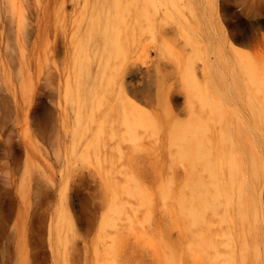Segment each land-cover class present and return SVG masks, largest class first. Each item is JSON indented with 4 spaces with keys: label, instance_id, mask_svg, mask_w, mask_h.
<instances>
[{
    "label": "rangeland",
    "instance_id": "rangeland-1",
    "mask_svg": "<svg viewBox=\"0 0 264 264\" xmlns=\"http://www.w3.org/2000/svg\"><path fill=\"white\" fill-rule=\"evenodd\" d=\"M164 4L0 0V264H264V0Z\"/></svg>",
    "mask_w": 264,
    "mask_h": 264
},
{
    "label": "bare ground",
    "instance_id": "bare-ground-1",
    "mask_svg": "<svg viewBox=\"0 0 264 264\" xmlns=\"http://www.w3.org/2000/svg\"><path fill=\"white\" fill-rule=\"evenodd\" d=\"M117 1H119L121 4H123L126 1L129 2V5L131 7L136 6L137 13L139 14V16L146 15V13H148L149 7L157 11V7L155 6V4L158 3L159 5H162L167 8V6L164 4L166 0H116V2ZM207 1L215 2L216 0H207ZM125 7L128 8V5H126ZM119 33H120V29H115V28L97 29L96 36L103 43L104 47H106L108 55L113 51L117 52V50L119 49V44L116 41ZM201 133L203 134L204 132L202 128L199 127L198 125L191 124L183 128L182 130L183 148L181 149V155L183 157H186L187 159L190 158L194 159L196 157L202 158L204 160V168L207 171H209L211 174L214 172V169L217 167V165H220L225 162L228 164L229 171L232 172V170L235 169V166L232 163L231 157L225 160V162H223L222 158H220L221 162H217L216 164L212 159H210V156L206 149L207 147L202 143L200 139H196L197 135ZM196 186L198 188V191H196L197 196L194 198V202L196 203L197 207L196 210L189 208V213L191 215L190 218L191 224H195L198 222V219L200 218V213H199L200 208H206L208 202L213 201L217 197L216 194L211 192L202 182H199ZM199 238H200L199 240L203 239V237H199Z\"/></svg>",
    "mask_w": 264,
    "mask_h": 264
}]
</instances>
